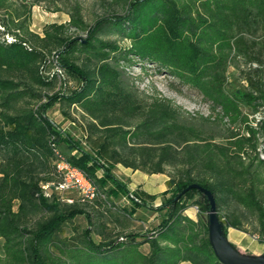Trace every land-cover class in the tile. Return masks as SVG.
<instances>
[{"label":"trees","instance_id":"1","mask_svg":"<svg viewBox=\"0 0 264 264\" xmlns=\"http://www.w3.org/2000/svg\"><path fill=\"white\" fill-rule=\"evenodd\" d=\"M9 1L0 0V9L8 8ZM119 1L126 6L122 16L101 18L89 26L74 8L67 25L45 27L42 38L29 31V17L21 20L17 9L2 22L0 238L4 256L0 264H220L208 237L207 198L196 189L180 195L192 185L207 190L216 209L229 201L236 203L256 219L264 235L259 131L240 108L245 104L256 113L264 107V78L248 75V90L233 95L225 91L226 71L232 62L242 58L264 65V45L257 51L254 40L264 28V0ZM107 26L128 42L126 49L98 38ZM71 28L86 32L85 40L68 34ZM5 35L13 40L7 42ZM38 48L62 49V66L80 83L77 91L49 100H61L86 118L89 151L51 124L42 115V107L32 105L45 97L42 91L57 83L55 76L46 77L39 69L43 53ZM76 53L95 65H76L72 60ZM111 54L119 55L116 63L150 64L165 71L197 90L220 111L221 119L232 125L243 123L246 134L231 133L225 144L217 145L200 130L181 125L179 108L169 102L154 99L142 106L122 88L120 72L110 64ZM54 150L97 188L110 184L108 197L129 194L112 173L117 164L148 174H164L171 167L176 174L167 181L166 217L145 235L127 234L122 240L94 243L91 221L83 209L49 201L42 193L41 186L54 179ZM38 171H44L42 177L35 176ZM133 198L125 211L130 218L137 209H152L146 200H155L141 191ZM191 205L198 209L196 222L184 215ZM39 213L47 217L29 229L28 219ZM76 216H85L90 227L83 232L80 245H67L58 235ZM219 221L224 231L243 229L241 216L219 217ZM145 244L147 254L140 250Z\"/></svg>","mask_w":264,"mask_h":264},{"label":"rangeland","instance_id":"2","mask_svg":"<svg viewBox=\"0 0 264 264\" xmlns=\"http://www.w3.org/2000/svg\"><path fill=\"white\" fill-rule=\"evenodd\" d=\"M9 4L8 8L0 9V31L4 30L2 22L6 23L9 20V16H14V10L17 9L21 15V20L29 17V31L41 38L44 36L43 30L45 27L67 25L70 22V14L74 8L79 9L82 19L89 26L101 18L122 16L126 10V6L119 0H10ZM17 33L19 34L18 31ZM68 34L83 40L87 37L86 32L76 31L73 28L69 29ZM6 38L11 37L5 35ZM98 38L113 42L122 49H126L128 46V42L120 40L119 36L109 26L103 29ZM11 39L13 40V38ZM254 40L257 43L256 50L259 51L264 45V28ZM26 47L31 48L30 46ZM39 50L43 53V60L39 65V69L46 77L55 74L57 83L52 89L42 91L45 97L40 102L32 103V105L34 108L42 107V115L51 124L60 130L61 133L66 134L74 143H78L85 151H89L87 147L86 118L75 107L71 106L68 108L61 100H49V97L66 96L77 91L80 83L71 77L62 66L59 56L62 49L50 52ZM117 56L119 55L111 54L110 64L120 72L122 88L142 106H148L154 99H162L169 102L173 107L179 108L177 120L181 125L192 126L200 130L205 138L212 139L217 145L225 144L231 133L246 134L243 123L232 125L228 119H221L219 116L220 111L214 110L209 102L204 101L197 90L182 85L168 73L153 65L129 64L119 59L118 63H116L114 60ZM72 60L78 66L87 65L91 67V65H95L94 61L89 62L88 57L80 53L72 56ZM254 71L256 72L252 73ZM248 75L254 78H264V65L249 64L242 58L232 62L226 71L225 91L233 95L236 91L243 92L248 90V84L245 79ZM240 108L250 125L256 127L259 131L258 151L260 158L264 159V107H259L256 113L245 104H241ZM73 154L77 155V150H73ZM0 162H2V158H0ZM43 173L44 171H38L35 176L42 177ZM112 173L119 182L127 187L129 192L128 196L125 197L127 199L123 195L108 197L106 192L110 188V184L103 189L97 188L96 196L90 202L81 200V195L76 191L65 193H58L54 190L47 191L49 201H58L63 206L76 205L85 211L91 221L90 227L89 221L85 216L74 217L62 226V230L58 235L60 241L65 242L67 245H80L82 234L89 227L91 228L92 240L96 244L113 238L122 240L127 234L145 235L158 228L160 221L166 217L167 213V207L164 202L170 198V194H165L168 190L167 181L173 178L176 172L171 167H168L164 174H148L117 164ZM101 174V172H98V176H101ZM56 178L57 176H54L52 181L56 182ZM139 191L155 194L154 201L146 200L152 209H137L136 215L129 218L125 214V211L130 207L129 195L133 196L135 192ZM69 199L73 202L68 203ZM195 199L196 197L193 200ZM14 210H16V206ZM216 212L218 219L219 217L241 216L242 220V231L233 228H228L224 231L221 228V234L219 235L221 238H224L242 257L253 260L264 259V235L259 231L258 224L253 216L231 201L220 205ZM187 213H190L196 219L198 218V209L194 205L188 208ZM46 217L47 214L39 213L37 216L28 219V228H33L35 222ZM2 245L3 240L0 238L1 257L4 256ZM140 250L142 252L147 251L148 246L142 245Z\"/></svg>","mask_w":264,"mask_h":264},{"label":"built area","instance_id":"3","mask_svg":"<svg viewBox=\"0 0 264 264\" xmlns=\"http://www.w3.org/2000/svg\"><path fill=\"white\" fill-rule=\"evenodd\" d=\"M7 42L12 41L11 38H6ZM57 79V76L54 74ZM52 76H49L51 78ZM55 160L53 162L54 166V176H57V181H51L47 184L41 186L43 195L47 198L49 194L48 190H54L58 193H65L69 191H76L81 195V200L85 202H90L94 200L97 192V187L90 181L87 176L78 168L72 166L68 163L63 156L54 150ZM133 196L129 195L128 199H132ZM68 203L73 201L69 199Z\"/></svg>","mask_w":264,"mask_h":264},{"label":"water","instance_id":"4","mask_svg":"<svg viewBox=\"0 0 264 264\" xmlns=\"http://www.w3.org/2000/svg\"><path fill=\"white\" fill-rule=\"evenodd\" d=\"M190 189H196L201 192L209 202V212H208V237L209 242L220 264H264V259L259 258L256 260L247 259L239 255L226 241L224 238L219 236L221 234L222 224L220 223L215 202L212 195L205 189L200 188L196 185L189 186L180 195L184 194Z\"/></svg>","mask_w":264,"mask_h":264},{"label":"crops","instance_id":"5","mask_svg":"<svg viewBox=\"0 0 264 264\" xmlns=\"http://www.w3.org/2000/svg\"><path fill=\"white\" fill-rule=\"evenodd\" d=\"M144 191V190H143ZM144 193H146V194H148V195H151V196H154L155 194H150V193H147L146 191L144 192ZM125 198V197H124ZM125 199H127V198H125ZM131 205V204H130ZM188 210V209H187ZM187 210L185 211V213H184V215L186 216V217H188L190 220H192V221H194V222H196L197 221V219L194 217V216H192L190 213L188 214L187 213ZM137 211L138 210H136V212L134 213V215H136V213H137ZM126 214V213H125ZM134 215L132 216V217H134ZM126 216H127V214H126ZM127 217H129V216H127ZM131 217V218H132ZM130 218V217H129ZM146 245V244H145ZM145 245H143V246H145ZM142 247V246H141ZM149 252V249L147 250V251H143V253L144 254H147ZM180 264H190L189 262H182V263H180Z\"/></svg>","mask_w":264,"mask_h":264}]
</instances>
